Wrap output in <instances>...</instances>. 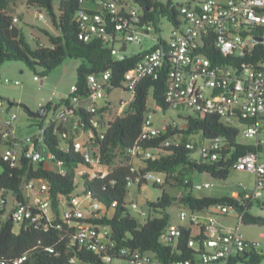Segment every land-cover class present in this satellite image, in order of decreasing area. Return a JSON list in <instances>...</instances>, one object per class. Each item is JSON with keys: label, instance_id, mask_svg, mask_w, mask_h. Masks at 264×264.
I'll return each mask as SVG.
<instances>
[{"label": "built area", "instance_id": "obj_1", "mask_svg": "<svg viewBox=\"0 0 264 264\" xmlns=\"http://www.w3.org/2000/svg\"><path fill=\"white\" fill-rule=\"evenodd\" d=\"M190 1L180 4L182 23L173 28L174 33L166 43L159 41L153 25L149 24L144 29L136 27L141 11L130 0L100 1L97 2L96 11L81 8L77 13L82 29L80 38L84 41H90L93 37L100 38L112 48L113 55L119 60L125 58L121 53V47L124 45H141L145 38L152 39L154 44L147 49L148 52L135 68L125 74L124 85L128 89L133 92L143 79L158 75L167 63L170 67L166 93L169 112L179 115L188 112L189 115L182 117L185 124L188 117L196 114L217 115L229 126L238 127L240 136L247 140H256L254 145L262 146L263 141H259V137L264 134V60L251 65L213 64L201 50L207 44L224 57L250 54L257 45L254 43V34L258 30H264V0H196L188 5ZM39 19L44 21L45 17L40 15ZM18 21L17 17L13 20L14 24ZM154 45H157V48L151 50ZM110 80V71L90 75V94L80 98L77 95V86L73 85L61 107L54 103L56 93L53 92L48 103L40 105V108L49 106L45 113V124L25 135L21 134L18 128L19 116L11 112L10 106L6 107L0 99V159L12 168L18 167L22 161L37 164L48 158L52 162L53 156L42 141L48 125L51 122H59L65 126L63 136L72 140L74 151L84 160L85 165L78 169V176L107 177L110 169L102 163L100 148L95 145L94 138H104V132L100 128V115L97 113L105 107L111 108L107 103L104 106L99 105L112 87ZM35 81L39 79L35 77ZM4 83L21 86L19 81L13 82L7 78ZM81 111L85 115L81 114ZM71 119L73 127L69 128L66 125ZM249 120L252 123H248ZM176 127L179 128L176 122L167 121L156 125L153 114H146L140 137L127 151L132 163V173H137L140 167H144L145 161H155L160 157L157 149L144 148L145 143L156 138L161 132ZM83 136H86V139H83ZM193 137L196 140L188 141L187 149L194 151L202 159L217 161L221 158L220 153L225 146L223 138L203 141L201 144L199 135ZM174 138L178 139L179 135ZM170 145L169 140L165 142L164 147ZM41 148H45V155L41 153ZM52 163H49L51 167ZM56 164L59 167L58 172L64 175L62 162ZM233 169L251 173L254 176L252 188L239 187L238 196L235 197L238 206L212 205L201 212L181 207L180 219L188 221L189 225L171 226L161 236V242L175 249L176 241L183 236L182 227L190 228L191 235L187 247L199 254L169 264H231L237 257L242 258L243 253L258 249L260 243L246 239L241 232L245 211L240 212L239 207L251 210L255 206L264 213V163L260 152L248 153L234 164ZM165 179L164 174L146 172L136 180H129L127 186L130 189L138 187V183L143 181L163 185ZM77 182L79 183L78 180ZM212 187V183L194 185L197 191ZM24 190L25 202L15 205L10 202L9 209V199L4 198L3 192H0V209L6 208L5 213L0 214V223L10 218L16 227L29 222L47 231L53 221L49 184L35 179L25 183ZM82 192V188H79L73 195L59 196L57 199L60 206L64 207L62 220L76 228L72 242L81 252L102 253L105 264H164L153 254H142L129 249L116 251L115 245L109 246L108 228L90 221L111 216L117 205L113 203L111 206H105L94 201L90 194ZM130 209L137 220L143 223L147 211L133 202ZM217 217L235 219L237 225L225 227L219 224ZM197 237L200 240H197ZM49 251L53 252L52 249ZM25 260L26 256H23L14 264H23ZM70 263L95 264L76 255L71 258Z\"/></svg>", "mask_w": 264, "mask_h": 264}, {"label": "trees", "instance_id": "obj_2", "mask_svg": "<svg viewBox=\"0 0 264 264\" xmlns=\"http://www.w3.org/2000/svg\"><path fill=\"white\" fill-rule=\"evenodd\" d=\"M100 1L106 2L107 0H29L31 6L46 12L59 32V35L55 36L42 30L47 37V43L36 40L35 44L31 45L26 41L22 28L13 22L15 17L11 13L14 11L16 0H0V68L7 62H21L40 80V78L49 76L67 59H73L81 62L77 68L75 83L78 88L77 95L80 98H85L90 94L88 77L107 71L111 72L110 84L112 86L108 94L116 89L132 92L124 85L125 74L136 67L143 55L148 52L147 49L138 54L127 55L126 45H124L121 47V53L125 55V58L119 60L113 55L112 48L100 38L93 37L90 41L80 38L82 29L77 18L78 11L83 8L85 2L92 6ZM130 1L141 11L136 27L144 29L149 24L153 25L162 43H166L161 36L162 19H167L173 28L179 27L182 23L179 12L180 3L175 0ZM192 1L196 0H191L188 5ZM254 35L264 37V30H258ZM156 48L157 45H154L151 50ZM201 51L210 58L213 64L238 66L246 63L251 65L264 60V43L255 45L250 54L239 57H224L207 44ZM169 70V65L165 63L158 75L143 79L132 92V101L128 104L123 116L111 118L112 109L107 107L98 111L104 138L97 136L94 142L100 148L102 163L110 169L107 177L78 176L77 171L81 165H85L84 160L74 151L72 140L63 136L65 126L59 122H51L48 125L42 144L53 156V163L62 162L64 175L48 169L45 166V160L37 164L22 161L18 167L12 168L0 159V192H3L4 198L7 199L11 194L14 205L24 203L26 200L25 183L41 179L49 184L53 204V221L47 231L29 222L16 227L10 218L0 223V264H14L23 256H26L23 264H71L70 260L75 255L95 264H105L102 253H84L79 250L78 246L72 242L76 228L62 220L64 207L60 206V202L57 201L58 197H69L79 188H82V193L90 194L94 201L105 206L116 203L117 207L111 216L90 221L95 225L108 228L109 246L115 245L116 251L129 249L142 254H153L164 264L190 259L199 254L187 247V241L191 235L190 228L182 227L183 236L176 241L175 249L161 242V236L172 226L167 210L174 204L182 205L195 212L205 211L212 205L238 206L236 199L230 196L197 197L194 193L195 182L190 176L195 173L208 174L212 179L226 181L235 171L233 166L237 161L250 152H261L262 146L239 141L240 129L229 126L217 115L196 114L188 117V122L184 126L169 128L153 140L146 142L143 147L157 149L160 157L155 161H145L144 167H140L137 173H132L130 170L132 163L127 156V151L134 146L142 133L144 118L151 111L148 105L150 96L157 108L164 113L169 112L166 102ZM63 100L56 104L57 107L62 106ZM104 113L106 115H103ZM81 114L85 115L82 111ZM178 117L182 118L181 115ZM28 118L30 121L34 120L37 127H42L46 122V115L42 119L29 116ZM249 121L248 123H252L251 120ZM90 128L97 133L95 129ZM177 134L179 138L175 139L174 136ZM194 135L200 136L199 143L201 144L203 141L223 138L225 146L220 153L221 158L217 161L194 158L195 152L186 148L188 141L196 140L192 138ZM169 140L171 145L164 147L165 142ZM119 156L122 157L124 163L115 165ZM146 172L164 174L166 179L163 185L146 181L138 183L139 189L151 184L154 188L161 190V195L156 201L147 202V215L144 222L140 223L130 209L132 202H127L131 190L127 183L129 180H136ZM165 187H169L172 192H168ZM249 209L239 207L240 212L245 211L244 225L264 226V218L251 215ZM5 211L6 208L0 209V214ZM196 239L200 240L199 237ZM263 261L264 255L253 249L243 253L242 258L237 257L231 264H261Z\"/></svg>", "mask_w": 264, "mask_h": 264}, {"label": "rangeland", "instance_id": "obj_3", "mask_svg": "<svg viewBox=\"0 0 264 264\" xmlns=\"http://www.w3.org/2000/svg\"><path fill=\"white\" fill-rule=\"evenodd\" d=\"M177 3L183 4L188 0H175ZM84 8H91V5L87 2L83 5ZM39 18V12L37 10H32L28 15H26V23H22V31L25 35L26 41L34 45L36 40L44 41L47 40V37L42 32L43 29H45L48 25L51 24L50 18H47L46 22H42L38 20ZM161 36L164 40H170L174 29L172 25L169 23L167 19H162L161 21ZM154 42L150 38H145L141 45H129L128 46V55H134L139 52H142L145 49L150 48ZM63 67V66H62ZM61 67V68H62ZM60 68V69H61ZM22 72V73H21ZM59 73V71H58ZM35 74L31 72L24 63L21 62H7L0 68V98L5 103L6 107H9V103H13V107L10 108L11 112L16 113L19 123V128L21 129L22 133L29 134L32 132L31 129L27 128V124L31 121L28 118V114L24 110L25 107L29 108L33 113H37L39 109L36 107L30 106L29 104L23 105L19 99L24 97L26 94H32V96L40 98L42 96H48L50 97L52 93L54 92V89H45L41 88V85L38 84L37 81H34ZM7 78L11 81H19L21 83V86H13L9 85L6 86L2 81ZM43 78H40L42 81ZM74 79H70L68 77H65V79L61 82V90L65 93L68 92L70 89V85L72 84ZM57 92V93H56ZM56 96L54 97L56 101H58V91L56 90ZM133 94L132 92H128L122 89H116L112 91L110 94L106 96V98L102 101H100L99 105H102L105 101L111 102L114 107L111 109V118H115L116 116H123L125 110L128 107V104L132 101ZM25 104V103H24ZM149 108L151 109V113L153 114V120L156 125H160L167 122H176L179 126H184V118L186 115H189L188 112H182L181 117L179 118V114L176 112H166L164 113L160 108H157L155 106V103L152 99V96L149 98L148 102ZM34 121V120H33ZM66 126H69V128L73 127L72 119L67 123ZM83 139H86V136L82 137ZM239 141H242L247 144H256V140H247L243 138L242 136L239 137ZM259 141H263L262 144V150L260 152L261 160L264 163V134H262L259 137ZM194 158L198 157V154L193 155ZM49 163H52L50 159H45V166L49 169ZM115 165L123 164L124 160L121 156L117 158L115 161ZM52 170L58 171L59 167L56 163H52ZM1 172V168H0ZM190 178L195 182V184H204L205 182L212 183L214 187L210 189H204L197 191L195 190V195L199 198L204 197H221V196H230V197H237L239 193V187H248L251 188L254 183V176L249 172L244 171H233L230 175V177L226 181H219L212 179L208 174H199L195 173L193 176L191 175ZM165 189L168 192H172V190L169 187H165ZM161 195V190L154 188L151 184L147 185L141 189H139L137 186L131 188L130 193L127 198V202H133L138 204L142 209L146 210V205L148 201H156ZM9 198V205L8 209L10 208V205L13 200L12 195H8ZM182 205L174 204L172 207H170L167 212L170 215V223L172 226H188V221H183L180 219L179 211ZM250 214L256 217H262L264 218V213L260 212L257 207H253L250 210ZM217 220L219 224H222L226 227H234L237 225V221L232 218H224V217H217ZM241 232L245 236L246 239L250 240H256L260 243V246L258 247L257 251L264 255V226L259 225H244L241 227ZM263 234V236H261ZM242 264V263H238ZM264 264V261L261 263Z\"/></svg>", "mask_w": 264, "mask_h": 264}, {"label": "crops", "instance_id": "obj_4", "mask_svg": "<svg viewBox=\"0 0 264 264\" xmlns=\"http://www.w3.org/2000/svg\"><path fill=\"white\" fill-rule=\"evenodd\" d=\"M90 9H94V10L98 9V4L95 3L94 5L91 6ZM32 10H37L39 12V16L40 15H43L45 17V20L44 21H42V20H40L38 18L39 21L46 22L47 21V18H49L44 10H41V9H38V8H35V7L31 6L29 4V0H16V3L14 5V11L11 13V15L13 17H17L18 18L19 21L17 23V26H19L21 28L22 27V23H26V15H28ZM19 17H21V19ZM43 30L48 31L49 33H51V34H53L55 36H58L59 35V32L54 27V25L52 24V22H51L50 25H48ZM41 42L44 43V44H46L47 43V40H45V42L44 41H41ZM128 46L129 45L126 46V54L127 55H128ZM80 63L81 62L78 61V60L67 59L59 68H57L49 76L43 78L42 81L41 80L37 81L38 84L41 85V88L54 89V92H56V90L58 91V93H59L58 96H57L58 97V101H56V104H59L63 99H65L66 96L69 94V91H70V89H69L68 92H65L64 93L61 90V87H62L61 86V82L65 79V77H68L70 79H74L73 82H72V84L70 85V88L73 85H75L76 79H77V68L80 65ZM58 71H59V73H58ZM4 80L2 81L3 83H4ZM34 81H35V79H34ZM5 85L6 86H9L7 84H5ZM10 85L16 86L14 84H10ZM16 87H18V86H16ZM49 98L50 97H48V96H42L40 98H37V97L32 96V94H30V95L29 94H26L24 97H22L21 99H19V101H21L23 105L29 104L30 106H33V107H36L37 106V109H39L40 108V105H46L48 103ZM106 103L108 105L110 104L111 108L114 107L113 104L111 102H108V101H105L100 106H104ZM9 106L11 107V103H9ZM12 107H13V104H12ZM36 125H37L36 122L31 121L30 123L27 124V128H29V129H31V130L34 131L36 129V127H37ZM67 127H69V126H67ZM18 128H19V123H18ZM19 131L23 135L26 134V133H22L20 128H19ZM48 166H49V169L52 168L50 164ZM205 183H209V182H205ZM209 197H211V196H209ZM222 197H225V196H221V197H213L212 196V198H222ZM261 236H263V234H261ZM250 240H252V239H250Z\"/></svg>", "mask_w": 264, "mask_h": 264}, {"label": "water", "instance_id": "obj_5", "mask_svg": "<svg viewBox=\"0 0 264 264\" xmlns=\"http://www.w3.org/2000/svg\"><path fill=\"white\" fill-rule=\"evenodd\" d=\"M254 43L255 44H261L264 43V37H256L254 38ZM12 107V104H11ZM24 110L26 111V113L28 114L29 117L32 118H36V119H42L47 111L46 107L41 108L37 113H33L29 108H24ZM41 153L43 155H45L46 150L45 148H41ZM6 202H4V206H5Z\"/></svg>", "mask_w": 264, "mask_h": 264}]
</instances>
